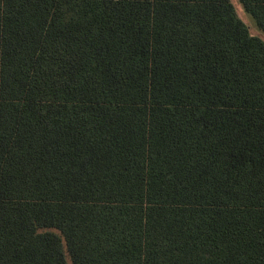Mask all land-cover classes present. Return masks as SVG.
<instances>
[{"label": "trees", "instance_id": "1", "mask_svg": "<svg viewBox=\"0 0 264 264\" xmlns=\"http://www.w3.org/2000/svg\"><path fill=\"white\" fill-rule=\"evenodd\" d=\"M0 264H264V40L231 0H0Z\"/></svg>", "mask_w": 264, "mask_h": 264}, {"label": "rangeland", "instance_id": "2", "mask_svg": "<svg viewBox=\"0 0 264 264\" xmlns=\"http://www.w3.org/2000/svg\"><path fill=\"white\" fill-rule=\"evenodd\" d=\"M238 16L248 25L253 35L260 36L264 40V33L257 26L255 19L244 9L240 0H231Z\"/></svg>", "mask_w": 264, "mask_h": 264}]
</instances>
